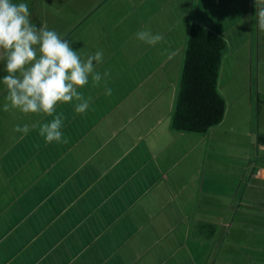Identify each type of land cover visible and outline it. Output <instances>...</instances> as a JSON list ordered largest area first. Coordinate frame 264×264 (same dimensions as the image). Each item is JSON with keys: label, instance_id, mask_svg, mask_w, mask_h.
Returning <instances> with one entry per match:
<instances>
[{"label": "crops", "instance_id": "crops-1", "mask_svg": "<svg viewBox=\"0 0 264 264\" xmlns=\"http://www.w3.org/2000/svg\"><path fill=\"white\" fill-rule=\"evenodd\" d=\"M105 1L78 6L77 30L61 37L82 60L103 53L94 67L107 84L90 75L77 89L91 97L84 113L75 99L52 116L24 113L0 91V264H264L261 239L228 241L264 237V29L253 0H195L193 22L141 23L162 30L156 45L133 24L112 35ZM191 24L226 43L225 116L200 134L172 127ZM60 113L68 142H46L39 125Z\"/></svg>", "mask_w": 264, "mask_h": 264}, {"label": "clouds", "instance_id": "clouds-1", "mask_svg": "<svg viewBox=\"0 0 264 264\" xmlns=\"http://www.w3.org/2000/svg\"><path fill=\"white\" fill-rule=\"evenodd\" d=\"M253 7L257 9L258 26L264 29V0H253ZM30 16L26 3L0 0V55L5 58L3 70L7 73L0 80L6 86L7 99L12 107L24 113L42 112L49 116L53 115L58 103L75 99L78 102L75 111L84 113L89 108L91 97L85 98L77 89L89 82L90 75L94 86L102 79L107 84L109 73L101 74L94 67V62H102V51L82 60L72 42L46 26L38 27ZM136 38L150 45L164 41L162 34L147 30L137 32ZM174 55L169 53L168 59ZM111 94L112 89L106 88V95ZM8 107L5 104L4 110L7 111ZM63 119V113H60L50 123L39 125V134L46 142H68L67 138L62 139ZM29 130L27 124L23 127L17 125L14 129L23 134Z\"/></svg>", "mask_w": 264, "mask_h": 264}, {"label": "rangeland", "instance_id": "rangeland-1", "mask_svg": "<svg viewBox=\"0 0 264 264\" xmlns=\"http://www.w3.org/2000/svg\"><path fill=\"white\" fill-rule=\"evenodd\" d=\"M15 3H26L29 6V11L31 13L30 19L38 27L46 26L49 30H54L57 34L62 37L69 33L72 29L77 30L74 26L75 22L84 15L81 9L78 10V6L89 8L92 0H14ZM105 2L111 3L114 6L107 15L111 17L108 22L118 21V27L114 30L112 35L122 36L124 31L133 24L134 30L145 31L147 24L152 20L164 18V23H175V22H186V19H191V14L193 16L197 15V4L195 0H106ZM202 10L201 15H205L204 6L201 5L199 8ZM87 14V13H86ZM185 15L188 17L185 18ZM173 19V21H169ZM92 19L93 13H92ZM149 21V22H147ZM145 24L146 27L142 28L141 23ZM121 23V24H120ZM161 24V23H160ZM69 25H72L69 27ZM170 28L169 25H167ZM169 29L168 32H171ZM182 30V29H181ZM180 28L173 30L171 36H175L180 39ZM153 34L162 32L159 28L157 31L153 28L150 29ZM136 32V33H137ZM135 33V35H136ZM124 36H126L124 34ZM179 43V40H178ZM5 58L0 55V78L7 75L4 69ZM0 91L7 92L6 86L0 80ZM264 122L262 121V124ZM251 231L247 230L245 235L241 236H230L229 243H253V238L261 239L259 245L264 246V237L262 236H251ZM262 255V252H248L246 255ZM252 261L255 260L252 257ZM248 260V259H247ZM264 259H261L263 261Z\"/></svg>", "mask_w": 264, "mask_h": 264}, {"label": "trees", "instance_id": "trees-1", "mask_svg": "<svg viewBox=\"0 0 264 264\" xmlns=\"http://www.w3.org/2000/svg\"><path fill=\"white\" fill-rule=\"evenodd\" d=\"M225 40L199 24L188 32L180 91L172 117L176 131L205 133L222 122L226 102L218 90Z\"/></svg>", "mask_w": 264, "mask_h": 264}]
</instances>
